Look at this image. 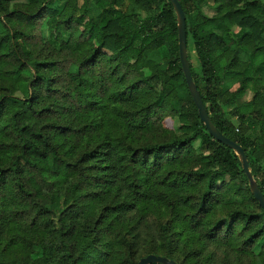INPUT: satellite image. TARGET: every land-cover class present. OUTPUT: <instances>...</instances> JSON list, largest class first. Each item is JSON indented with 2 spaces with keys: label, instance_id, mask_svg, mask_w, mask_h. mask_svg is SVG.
Wrapping results in <instances>:
<instances>
[{
  "label": "trees",
  "instance_id": "16d2710c",
  "mask_svg": "<svg viewBox=\"0 0 264 264\" xmlns=\"http://www.w3.org/2000/svg\"><path fill=\"white\" fill-rule=\"evenodd\" d=\"M90 1L0 0V264H264V209L199 117L172 4ZM179 2L203 103L264 195V0Z\"/></svg>",
  "mask_w": 264,
  "mask_h": 264
},
{
  "label": "water",
  "instance_id": "95a60500",
  "mask_svg": "<svg viewBox=\"0 0 264 264\" xmlns=\"http://www.w3.org/2000/svg\"><path fill=\"white\" fill-rule=\"evenodd\" d=\"M177 16V25H178V48H179V57L182 65V70L187 82V87L189 90V93L191 94L194 103L198 109V114L205 125L206 129L208 130L209 134L218 142L224 144L225 146L229 147L233 151L236 152V155L238 156L243 170L249 180L250 183V189L255 197V199L258 201L261 208L264 209V195L260 190V187L258 183L255 181L254 176L252 174V170L250 167V163L248 160V157L241 145L236 143L235 141L229 139L225 135H223L213 124L211 117L209 113L207 112V109L203 103L200 91L198 89L197 84L195 83L192 71H191V65L189 62V53H188V38H187V32H186V17L184 10L179 2V0H168ZM138 264H177L175 261H171L163 256L158 255H148L146 257H143L140 259Z\"/></svg>",
  "mask_w": 264,
  "mask_h": 264
},
{
  "label": "rangeland",
  "instance_id": "374dc122",
  "mask_svg": "<svg viewBox=\"0 0 264 264\" xmlns=\"http://www.w3.org/2000/svg\"><path fill=\"white\" fill-rule=\"evenodd\" d=\"M21 2H27V0H21ZM133 3H134V0H127V1H126V4H125V7H124L123 10H126V9H127V6L130 5V4H133ZM202 12H203L204 15H206V16H208V17H213V16L216 15V11H215V9H213V8H212L211 6H209V5H203V6H202ZM98 14H99V11L97 10V8H96V6H95V1H94V0H91V1H90L89 14H88V15H89L90 17H93V18L96 19L97 16H98ZM141 15H142L143 18H146V17H147V13L144 12V11L141 13ZM239 32H240V30H239L238 28H235V33L237 34V33H239ZM163 52H164V49H162L161 51H158V52H156V53H153V54L151 55V57H152L153 59H156V60H161L162 57H163ZM189 55H191L192 64H193V65H196V62H197V61H196V57H195V51H194V49H193L192 47H190ZM251 97H252V94H251V93H247V94H245L244 98L241 99V100L239 101V104H243V103H245L246 101H248L249 99H251ZM233 109H234V107L228 108V111H232ZM233 122H234V124H235L236 126H238L239 121H238L237 118H234V119H233ZM173 126H174V127H179V122H178V120H175ZM194 147H195L198 151H201V149H202L201 144H200L199 141H196V142L194 143ZM236 200H237L238 202H240V200H238V199H236ZM259 251H260V247L256 248L255 251H254V253H255L256 255H258V254H259Z\"/></svg>",
  "mask_w": 264,
  "mask_h": 264
}]
</instances>
